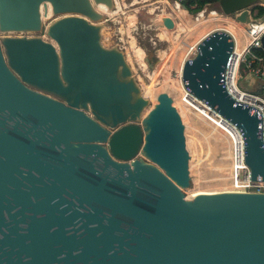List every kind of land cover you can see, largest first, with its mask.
Instances as JSON below:
<instances>
[{
	"label": "water",
	"instance_id": "obj_1",
	"mask_svg": "<svg viewBox=\"0 0 264 264\" xmlns=\"http://www.w3.org/2000/svg\"><path fill=\"white\" fill-rule=\"evenodd\" d=\"M218 1L249 26L256 0ZM100 4L114 0H0V264H264V192L185 196L180 113L164 90L145 111ZM231 48L225 30L205 34L181 80L238 126L264 180L260 113L224 88Z\"/></svg>",
	"mask_w": 264,
	"mask_h": 264
},
{
	"label": "rangeland",
	"instance_id": "obj_2",
	"mask_svg": "<svg viewBox=\"0 0 264 264\" xmlns=\"http://www.w3.org/2000/svg\"><path fill=\"white\" fill-rule=\"evenodd\" d=\"M105 12L108 18L104 20V42L106 45L118 44L124 49L142 91L150 92L151 83H154V92L167 91L162 87H170L173 90V86L179 91L180 104L179 102L173 104L181 118L183 117L186 145L190 154L188 167L191 181L189 187L183 189L185 196L192 197L199 190L211 193L228 189L231 163L230 139L211 120L187 104L182 99L179 89L181 66L185 59L194 54L191 52L192 45L205 34L227 26L229 16L224 13L219 1L205 5L200 11L190 12L182 6L175 7L173 0H114V6ZM162 13H169L174 17V28L163 30V26L158 28L154 25L153 18ZM132 40L136 47L142 48L141 58L137 59L132 51L133 48L129 46ZM163 60H166L164 67L156 69ZM246 72L242 64L243 76L240 81L243 80ZM146 97L150 102L145 111L156 101V98Z\"/></svg>",
	"mask_w": 264,
	"mask_h": 264
},
{
	"label": "built area",
	"instance_id": "obj_3",
	"mask_svg": "<svg viewBox=\"0 0 264 264\" xmlns=\"http://www.w3.org/2000/svg\"><path fill=\"white\" fill-rule=\"evenodd\" d=\"M173 1L175 7L182 6L181 0ZM242 8L235 9L231 13L224 12L233 23L219 27V29L228 32L232 40V48L227 56L223 71V83L227 94L232 99L255 107L259 111L261 140L264 146V47L261 41V36L264 33V18L260 21L255 19L264 15V0H256L248 6L252 14L249 26H246L234 15ZM196 44L197 42L192 45L191 52H195ZM242 64L247 72L243 80L240 81L243 76ZM179 89L182 99L187 104L211 120L230 139V182L226 190L264 192V180L251 179L249 167L244 160V138L238 126L189 91L182 80ZM259 89L260 92L256 91Z\"/></svg>",
	"mask_w": 264,
	"mask_h": 264
},
{
	"label": "bare ground",
	"instance_id": "obj_4",
	"mask_svg": "<svg viewBox=\"0 0 264 264\" xmlns=\"http://www.w3.org/2000/svg\"><path fill=\"white\" fill-rule=\"evenodd\" d=\"M99 9L100 10H102V11H107V9L105 8V6L104 5H102V4H100L99 5ZM116 12V11H115ZM209 14V13H208ZM213 14V13H212ZM45 18V17H44ZM127 18V17H126ZM210 18V17H209ZM202 23V22H201ZM231 23H233V21H231L229 18L227 19V24H231ZM200 24V23H199ZM196 25V24H195ZM193 27H194V25H193ZM158 28H162V26H158ZM164 28L165 27H163V30H164ZM165 29H169V28H165ZM172 29V28H171ZM165 32V31H164ZM168 32H169V30H168ZM171 34V33H170ZM178 34V33H177ZM177 34H175V35H177ZM167 35V34H166ZM174 35V36H175ZM172 39V38H171ZM170 40V39H169ZM180 40V39H179ZM178 40V41H179ZM173 41V40H172ZM177 41V42H178ZM176 42V43H177ZM129 46L131 47V49L133 48V52H134V54L136 55V58L138 59V58H141L142 56H143V50H142V48H140V47H136L135 46V44H134V40H132V41H130V44H129ZM164 53V52H163ZM127 54V53H126ZM173 55V54H172ZM129 56V55H128ZM165 57H166V55H165ZM170 57H171V55H170ZM129 58V57H128ZM136 59V60H137ZM164 59V58H163ZM166 59V58H165ZM171 59V58H170ZM169 61H171V60H169ZM165 63H166V60L164 61H160V63H159V65H158V68H156V69H159V67H161V68H163L164 67V65H165ZM169 63V62H168ZM167 63V64H168ZM168 66H170V65H168ZM171 68V67H170ZM134 70V69H133ZM155 70V69H154ZM153 75H155V74H153ZM166 75H168V74H166ZM165 76V75H164ZM155 77V76H154ZM163 77V76H162ZM152 80V79H151ZM154 80V79H153ZM158 80V79H157ZM166 80V79H165ZM164 80V81H165ZM163 81V82H164ZM148 85V84H147ZM154 83H151V84H149V87L151 88V91L150 92H148L147 90H145V88H144V90L146 91H143V94L144 95H146V96H149V97H152V98H156V96H157V94H158V91L156 90L155 92H154ZM146 87V86H145ZM153 88V89H152ZM162 89H167V91H168V93L171 95H173V102L175 103V104H178V102H179V104H180V99L179 98H181V97H179V91L177 90V89H175V87L173 86V90L169 87H162ZM166 91V92H167ZM153 92H154V94H153ZM149 94V95H148ZM152 94H153V96H152ZM151 95V96H150ZM171 95V96H172ZM182 119H183V117H182ZM201 192H203L202 190H199V191H197L195 194H198V193H201ZM213 192H216V191H213ZM206 193H209V192H206Z\"/></svg>",
	"mask_w": 264,
	"mask_h": 264
},
{
	"label": "trees",
	"instance_id": "obj_5",
	"mask_svg": "<svg viewBox=\"0 0 264 264\" xmlns=\"http://www.w3.org/2000/svg\"><path fill=\"white\" fill-rule=\"evenodd\" d=\"M217 0H181V5L190 12H197L205 5L215 2Z\"/></svg>",
	"mask_w": 264,
	"mask_h": 264
}]
</instances>
